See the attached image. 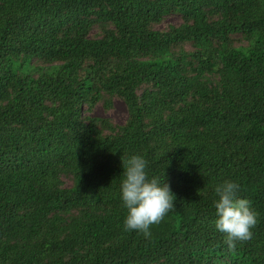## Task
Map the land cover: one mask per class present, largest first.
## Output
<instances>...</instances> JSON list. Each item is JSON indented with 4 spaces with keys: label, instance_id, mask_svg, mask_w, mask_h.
<instances>
[{
    "label": "trees",
    "instance_id": "16d2710c",
    "mask_svg": "<svg viewBox=\"0 0 264 264\" xmlns=\"http://www.w3.org/2000/svg\"><path fill=\"white\" fill-rule=\"evenodd\" d=\"M131 154L174 194L148 238ZM225 179L257 213L231 249ZM0 264H264V0H0Z\"/></svg>",
    "mask_w": 264,
    "mask_h": 264
},
{
    "label": "clouds",
    "instance_id": "9594fccd",
    "mask_svg": "<svg viewBox=\"0 0 264 264\" xmlns=\"http://www.w3.org/2000/svg\"><path fill=\"white\" fill-rule=\"evenodd\" d=\"M147 166V160L140 154L122 156L119 184L120 199L126 209L123 228L142 233L145 238L151 235V225L158 224L174 206L169 185L156 176L150 177ZM239 189L240 185L231 179L214 186L216 218L213 223L229 249L239 241L250 239L257 224L256 211L247 198L238 195Z\"/></svg>",
    "mask_w": 264,
    "mask_h": 264
},
{
    "label": "rangeland",
    "instance_id": "374dc122",
    "mask_svg": "<svg viewBox=\"0 0 264 264\" xmlns=\"http://www.w3.org/2000/svg\"><path fill=\"white\" fill-rule=\"evenodd\" d=\"M180 24V19L177 16H172L164 20L160 28H166L169 25H178ZM92 116L109 118L117 124H123L128 117L127 107L123 100L115 99L113 101V108L109 112H104V109L101 105L95 107L92 112Z\"/></svg>",
    "mask_w": 264,
    "mask_h": 264
}]
</instances>
